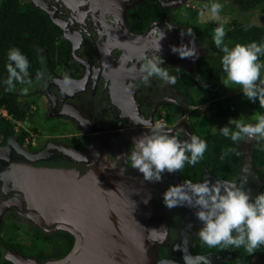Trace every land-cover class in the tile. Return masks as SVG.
Returning a JSON list of instances; mask_svg holds the SVG:
<instances>
[{"label":"water","instance_id":"95a60500","mask_svg":"<svg viewBox=\"0 0 264 264\" xmlns=\"http://www.w3.org/2000/svg\"><path fill=\"white\" fill-rule=\"evenodd\" d=\"M138 1L32 2L61 29L63 38L70 42L71 58L85 67L86 75L79 83H105L112 98L111 106L107 105L109 110L127 119L126 123L113 126L115 138L109 148H105L109 140H103L97 142L99 146L95 149L82 154L62 149L73 161L92 159L91 168L81 175L68 169L23 164L1 174L2 189L13 191L10 197L0 200L2 209L11 204L19 214L41 227L67 231L76 238L75 246L67 254L44 264H160L156 260V244L163 241L167 224L157 206L160 190L131 167L129 155L134 149V137L151 134L152 128L145 125H150V117L159 103L172 102L182 108L187 104L172 84L157 77L145 84L140 69L143 57L155 54L161 31L165 38L159 41L161 51L157 55L163 60L162 67L180 65L193 75L196 60L181 59L171 51L173 45L191 46L193 37L181 36L187 29L171 26L165 19L150 22L140 33L126 26L125 11ZM193 33L199 57L212 55L210 46L200 43ZM75 84L74 80L66 79L53 87L71 93L75 92ZM181 129L170 128L171 134L181 131L180 139L187 140L186 129ZM117 208L122 212L118 214ZM11 261L37 264L21 256Z\"/></svg>","mask_w":264,"mask_h":264},{"label":"clouds","instance_id":"9594fccd","mask_svg":"<svg viewBox=\"0 0 264 264\" xmlns=\"http://www.w3.org/2000/svg\"><path fill=\"white\" fill-rule=\"evenodd\" d=\"M203 7L209 10L210 20L220 21L222 4L213 2ZM185 34L193 37L189 42L191 46L181 43L178 47L173 45L171 51L178 53L181 59L190 58L195 61L199 58L195 34L192 29H187V33L181 32V36ZM225 36V27L220 23L213 30V42L223 53L221 64L226 78L222 83L227 87L239 86L249 100L253 102L258 100L260 107L264 108V78L261 74L264 62L260 61V56L264 55V43L252 41L247 44L236 43L230 47L225 42ZM164 38L165 33L161 31L155 54L143 57L144 62L140 70L144 74L145 84L149 83L152 77H157L165 83H176V76L170 75L168 70L161 66L163 60L157 55L161 51L159 41ZM8 60L10 61L7 65L8 76L4 81L7 85L6 90L14 91L16 83L31 86L33 81L29 75V61L20 49L11 48ZM42 78L43 73L37 72L36 80ZM27 90L24 88L25 92ZM8 116L9 118L2 117L14 123V131L20 120H14L9 114ZM254 120V123H249L243 119L230 118L229 124L234 127L223 126L220 132L234 143L243 137L264 139V113H255ZM184 135L189 138L181 140V131L171 134L170 129L165 130L162 124H157L152 128L151 134L134 137V149L129 155L131 167L138 170L145 181H162V174L165 172L177 173L186 163L195 166L203 158L207 143L197 135L189 133ZM233 151L232 148L226 149L221 154V160ZM163 199L169 209L179 206L196 210L194 215L202 225L198 232L199 238L209 247L233 246L237 249L243 247L250 255L264 245V192L253 198L251 191L245 190L243 184L237 186L234 183L213 184L209 180L201 183L185 181L183 184L170 185Z\"/></svg>","mask_w":264,"mask_h":264},{"label":"trees","instance_id":"16d2710c","mask_svg":"<svg viewBox=\"0 0 264 264\" xmlns=\"http://www.w3.org/2000/svg\"><path fill=\"white\" fill-rule=\"evenodd\" d=\"M234 1L243 9L249 7L248 0ZM250 1H254L256 3L255 9L259 8L264 14V0ZM159 16H161L160 7L151 0H142L129 9L127 13L130 28L134 31L142 30L150 21ZM225 31V42L230 47L236 43L247 44L252 41L258 44L264 43V24L256 25V22L253 21L233 22ZM61 35V29L39 7L26 0H0V108L4 109L14 120H23L31 114L27 103L19 101L16 93V88L21 89L27 85L16 83L14 91L9 92L6 90L7 85L4 81L8 76L9 50L13 47L18 48L27 57L30 65L29 75L32 81L36 79V73L41 72L44 68L50 71L54 68L76 69L79 63L71 58L70 42ZM211 49L213 55L198 58L193 75L186 73L182 67H177L171 71L169 74L176 76V83L172 86L180 93L188 106L206 103L207 109L210 111L209 118H206L209 121L210 119L212 122L222 119L229 122L230 118L240 119L242 109L238 94L219 95L223 53L216 48L215 44L211 45ZM260 61H264V55L260 56ZM198 76L200 79H197ZM247 101L254 114L257 112L264 113V108L260 107L258 100L253 102L247 98ZM161 106L165 109L164 114L166 117L175 116V113L179 110V106L172 102L164 101ZM254 122L253 117L252 123ZM209 124H211V121ZM13 125L14 123L10 120L0 116V134L3 136L14 134ZM189 126L190 131L194 132L192 126ZM227 126L234 127L229 123ZM198 136L206 141L207 150L195 166L185 164V167L180 171L184 181L196 175L198 176L202 167L205 166H211L214 174H222L224 178L235 176L240 165V147L243 143L247 145L250 160L256 167V173L264 180V170H262L264 166V139L243 137L239 142L234 143L230 138H225L221 134L220 128L208 132L206 135L198 134ZM18 138L22 139V135ZM228 148H232L234 151L228 153L221 160L222 152ZM245 160L247 161V158ZM42 238H45V236ZM197 238H199V235ZM57 241L60 244H57ZM51 243H53L54 250L58 248L60 251H56L55 254L63 256L66 247L63 246L61 237L51 239ZM202 245L206 249V244L203 243ZM229 248H231L233 255L219 264H253L255 257L264 260V245L250 255L244 251L243 247L237 249L229 246ZM2 249H12L22 254V249L17 242L4 240L0 235V264H13L10 259L1 257Z\"/></svg>","mask_w":264,"mask_h":264},{"label":"flooded vegetation","instance_id":"af4514ba","mask_svg":"<svg viewBox=\"0 0 264 264\" xmlns=\"http://www.w3.org/2000/svg\"><path fill=\"white\" fill-rule=\"evenodd\" d=\"M141 1L142 0L138 1L137 3H133L125 11L124 21L126 23V26L131 31L140 33L152 21H156L159 19L171 21L170 17H172L173 19L174 17H181V20H179L180 22L178 23H183V27H185L184 29H192V31L196 33L198 41L200 43L208 44L211 48V44L201 40L198 31L193 28L192 25H190L186 18L188 17L189 11H192L190 9L198 8L201 4V1H204L206 2V4L210 5L213 0H192L193 4H191L190 0H151L152 2H155L157 5H159L161 16L150 21L142 30L134 31L130 28L127 13L129 9H131ZM225 1L229 2L230 0ZM202 7L203 5L201 4L200 8ZM197 60L198 59H196L195 64ZM176 67L182 66L176 65ZM167 70H169V68ZM64 71V74H61L63 72L54 73L53 70L50 71L44 68L41 71L43 73V78L39 81L35 79L33 80V82L36 81V85L39 87L38 90L41 89L40 92H43V98H47L45 102L43 101L45 112H47V110L50 108H55L56 113L60 112V110L63 108L72 109V111L79 118V120L77 119L78 121L76 120L75 122L78 125V130L72 132H69L68 130V133L66 135H68V137L70 138L67 139H61L58 141L56 140V138H49L47 136V138L43 140V137H37V133L39 130L34 125V122L31 119V115L24 118L23 120H20L19 126L16 129L14 128V134L10 136H3L2 134H0V176L4 172L11 170L10 168L17 164H23L42 169H68L73 173L81 175L87 172L89 168H91L92 159L91 161L89 159L85 162H83V160L73 161L72 159H70L71 157L68 155V153H66V155L62 151V149H65L66 151L67 149L74 150L73 147L78 148V138L83 136H88V138H90L93 143L89 150L95 149L96 145L99 146L97 142H103V140H109L108 145H105V148H109L112 140H114L115 138L114 136L116 128H114L113 126L127 122L126 118L123 119V117H119L118 113L117 115L116 113H112L109 110L107 105H109V107L111 106L110 102L112 98L108 89L106 90L105 83L98 82L97 85L96 83L92 82H83L81 84L79 83L84 79V76L86 75V69L82 64L79 63L76 69H66ZM66 79H72L75 81L76 84L74 86L76 93L73 91L69 93L68 90L59 92L53 87L54 85L55 87L58 86L59 83ZM34 89H36L35 86H32V90ZM28 92L30 91L28 90L26 92V95H28ZM16 93L18 95L19 92L16 91ZM75 96H79V98H75ZM161 103H159L155 107L152 115L154 114L156 109L164 114L165 109L161 106ZM104 104H106L105 108L103 106ZM182 110L183 108L179 106V110H177V112H181ZM29 112L31 114L32 111L30 110ZM152 115L149 121L150 125H145L147 128L155 127V124H153L152 122ZM44 118L52 120L54 116H52L51 113H46ZM141 122L142 120L138 123L142 124ZM142 126L143 125H141V127ZM174 127L180 129L184 127L187 133L198 136V134L194 130V132L190 131V126L187 125V123L182 118H180L175 124H173L172 128ZM112 133L113 135H111ZM20 135H22V139L18 138L20 137ZM27 135H31V138H29V140H26L25 138ZM102 145L104 144L102 143ZM240 152V165L239 168H237L235 176L231 178H224L222 174H214L211 166H205L202 167L201 172L198 176L196 175L195 177H191L190 179H186L185 181L201 183L205 180H209L213 184H216L217 182L221 184L234 183L237 186L243 184L244 189L250 190L252 193V197L254 198L258 193H261L263 191L262 185H264V180H262L260 175L256 173V167L250 160V152L249 150H247V145L243 143L240 147ZM245 158H247V161L245 160ZM180 171L173 174H168L167 172H165L162 174V181H151V183L157 186L160 190V193H158L156 198L157 206L159 208V211L167 219L166 235L162 242L156 244V260H160V264L165 261H171L175 264H219L220 262L231 258V256L233 255L231 248L223 246L209 247L206 245V249H204V246L202 245L203 243H200L201 240L199 241V238H197L199 229L202 225L194 215L196 210L179 206L169 209L164 203L163 195L167 188L170 185H178L185 182ZM12 193V190L4 191V189H2L0 179V200L2 201V199L4 200L10 197ZM2 212L3 209L0 207V214H2ZM1 224L3 223H0V225ZM35 230V236H38L39 238L45 236V238L43 239L50 242V246L52 249V258H61L62 255L58 256L55 254V252L59 251V249L57 248L56 250H54L53 243H51V239H57L58 237H60V233H55L56 231L60 230L50 232V230L46 227L36 228ZM37 232H39V234H37ZM57 244L60 243L57 241ZM63 246L66 247V250L68 249V246L64 243ZM66 250H64L63 256L65 255ZM43 253L44 252L38 255H41Z\"/></svg>","mask_w":264,"mask_h":264},{"label":"rangeland","instance_id":"374dc122","mask_svg":"<svg viewBox=\"0 0 264 264\" xmlns=\"http://www.w3.org/2000/svg\"><path fill=\"white\" fill-rule=\"evenodd\" d=\"M32 4L33 0H26ZM249 1V9L248 8H241L237 5L234 0H230L229 2L225 0H213V2H217L223 5V9L220 13V21H213L209 19V10L202 7L200 8L201 4L205 5L206 2L201 1V4L198 8L190 9L188 17L186 18L187 21L195 28L198 33L199 37L202 41L208 42L211 45L214 44L213 42V30L219 26L220 23H223L225 29L230 27L233 22H256V25L264 24V14L256 8V3L253 1ZM191 4L193 1L190 0ZM253 3V4H252ZM185 4V3H184ZM177 7V6H176ZM183 8V7H182ZM184 10V9H182ZM203 13V15H201ZM171 21H167L171 26H179L183 27V23H178L181 20V17H170ZM262 20V21H260ZM182 22V21H181ZM186 22V21H185ZM187 22V23H188ZM185 28V27H183ZM62 36V35H61ZM63 37V36H62ZM206 44V43H205ZM264 62V61H261ZM176 67L172 66L169 67L168 72L170 73ZM54 73L56 72H63V69L54 68ZM65 72V71H64ZM61 73V74H64ZM262 78H264V69H262ZM220 91L219 95H226L230 93H237L238 99L241 105L242 113L241 118L245 122L252 123V118L254 117L253 109L250 107L246 96L243 94L242 89L239 86L231 85V87L225 86L222 81L226 78V74L224 73L223 69L221 70L220 74ZM62 80V79H60ZM32 86H35L36 89L32 90ZM23 88V89H22ZM21 89L16 88L18 91V99L19 101L26 102L29 106V111L31 110V119L34 122V125L38 128L37 137H43V140L47 138H56V140L67 139L70 138L66 135L69 132L77 131L78 125L75 123L76 120L79 118L77 115L72 111V109H61L60 112L56 113L55 108H50L45 112V106L43 107V101L45 102L47 98H43V92L38 90V86L36 85V81L32 83L31 86H23ZM24 88H27L30 92L26 95ZM27 90V91H28ZM32 90V91H31ZM42 101V104H41ZM46 113H51L54 118L52 120L45 119L44 116ZM209 109H207L206 103H201L196 106H187L183 108L181 112L175 113V116H165L162 114L158 109L152 115V122L155 124H162L165 129H170L173 127L180 118H182L187 125H191L193 130L200 135H206L208 132H213L218 128L228 125V121L225 120H216L214 122L211 121L209 124ZM205 118V119H203ZM77 120V121H78ZM207 121V122H206ZM26 140L31 138V135H27ZM79 142H77V147H73L74 151L82 154L89 151L92 146V141L88 136L79 137ZM249 139V138H248ZM264 170V166L262 167ZM262 189L264 192V185H262ZM0 223L1 224V232L0 235L4 240L17 242L21 249L22 254L20 255L15 250H1V257L12 260L13 257L21 256L23 258H28L33 260L37 264H44L49 261H54L56 259L52 258V249L50 246V242L43 238H39L35 236L36 228H41L40 225L36 224L28 217L23 216L17 212V209L14 208L11 204H6L3 208L2 214H0ZM35 230V231H34ZM54 232V231H50ZM55 233H60V237L63 240V243L67 245L68 249L66 253L69 252L76 244L75 236L67 231H56ZM52 234V233H50ZM54 234V233H53ZM44 252L41 255L40 253ZM44 257V258H43ZM162 264H175L171 261H165ZM253 264H264V260L259 258L254 259Z\"/></svg>","mask_w":264,"mask_h":264},{"label":"bare ground","instance_id":"6f19581e","mask_svg":"<svg viewBox=\"0 0 264 264\" xmlns=\"http://www.w3.org/2000/svg\"><path fill=\"white\" fill-rule=\"evenodd\" d=\"M61 89L64 90V89H66V88L62 87ZM116 99L118 100V99H120V98H116ZM113 107H114V105H113ZM141 115H142V114H141ZM80 156H81V155H80ZM121 198H122V197H121ZM121 198H120V199H121ZM120 199H119V200H120ZM120 205H121V204H120ZM117 209H118V211H119V212H117L118 214L122 212L120 208H117ZM119 221H120V220H119ZM116 224L120 226V223H119V222H116ZM117 228H118V227H117Z\"/></svg>","mask_w":264,"mask_h":264},{"label":"built area","instance_id":"2783aa9c","mask_svg":"<svg viewBox=\"0 0 264 264\" xmlns=\"http://www.w3.org/2000/svg\"><path fill=\"white\" fill-rule=\"evenodd\" d=\"M0 114L6 118H9L8 114H6V112L0 108Z\"/></svg>","mask_w":264,"mask_h":264}]
</instances>
